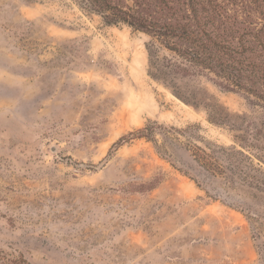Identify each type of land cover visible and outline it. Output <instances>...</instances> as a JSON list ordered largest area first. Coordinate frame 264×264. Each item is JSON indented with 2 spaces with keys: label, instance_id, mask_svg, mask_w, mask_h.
<instances>
[{
  "label": "rangeland",
  "instance_id": "obj_1",
  "mask_svg": "<svg viewBox=\"0 0 264 264\" xmlns=\"http://www.w3.org/2000/svg\"><path fill=\"white\" fill-rule=\"evenodd\" d=\"M0 254L264 264V101L89 0H0Z\"/></svg>",
  "mask_w": 264,
  "mask_h": 264
},
{
  "label": "trees",
  "instance_id": "obj_2",
  "mask_svg": "<svg viewBox=\"0 0 264 264\" xmlns=\"http://www.w3.org/2000/svg\"><path fill=\"white\" fill-rule=\"evenodd\" d=\"M109 24L157 38L168 50L221 79L231 90L264 101V0L254 22L221 0H89ZM150 138L148 129L131 136ZM125 139L120 141L122 145ZM196 156L219 169L200 149ZM0 264H25L4 258Z\"/></svg>",
  "mask_w": 264,
  "mask_h": 264
}]
</instances>
